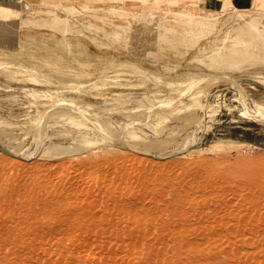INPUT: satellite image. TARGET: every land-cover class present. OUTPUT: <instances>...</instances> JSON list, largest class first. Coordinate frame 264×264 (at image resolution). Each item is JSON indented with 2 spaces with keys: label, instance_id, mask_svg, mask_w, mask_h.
I'll list each match as a JSON object with an SVG mask.
<instances>
[{
  "label": "rangeland",
  "instance_id": "1",
  "mask_svg": "<svg viewBox=\"0 0 264 264\" xmlns=\"http://www.w3.org/2000/svg\"><path fill=\"white\" fill-rule=\"evenodd\" d=\"M2 1L0 147L23 157L0 151V264H264V58L206 62L210 34L150 42L145 20L248 17Z\"/></svg>",
  "mask_w": 264,
  "mask_h": 264
},
{
  "label": "bare ground",
  "instance_id": "2",
  "mask_svg": "<svg viewBox=\"0 0 264 264\" xmlns=\"http://www.w3.org/2000/svg\"><path fill=\"white\" fill-rule=\"evenodd\" d=\"M170 1L174 2V0ZM65 9L67 10V8ZM229 9H233L234 11H236L238 19H243L245 16H247V23H245L244 25L237 24L235 27H226V32H223V25H219L217 23L218 17L196 18L194 15L186 11H166L165 14L170 16L176 15L175 12L180 13L182 19H176L174 22V26L169 24L165 25L164 20H162L161 26L160 22H149L146 18V28L150 27L155 33V35L150 37V42L159 38V40L162 41L161 43L173 45L174 47L175 45H177L187 48L194 45L196 41L199 42L201 39L206 38L210 34L208 45L205 47L201 46V49L214 48L215 44H218L220 49L219 52L215 51L216 56L214 58H203L206 62L210 60L211 62L215 63L220 59V56L223 55L225 56L223 57L222 61H220L222 65H224L228 60L237 62L244 59H254L253 54H259L261 58H264V12H262V15H249L247 13L249 9L236 10L232 7H229L224 8L223 10L226 11ZM74 12L76 13V11ZM183 22L186 24V27H183ZM161 28L162 31L171 30L175 32L180 38L172 39L170 36H167L165 34H162V36L159 35L158 32ZM189 30L191 32L190 34L192 35L191 37H189ZM147 37L148 35L146 36V38ZM10 153L15 156L23 157L21 154L15 153L13 151H10ZM68 168L69 167L66 166V169ZM250 186L248 187L247 185L249 189H251Z\"/></svg>",
  "mask_w": 264,
  "mask_h": 264
},
{
  "label": "crops",
  "instance_id": "3",
  "mask_svg": "<svg viewBox=\"0 0 264 264\" xmlns=\"http://www.w3.org/2000/svg\"><path fill=\"white\" fill-rule=\"evenodd\" d=\"M22 1V0H21ZM198 5L210 12L232 7L236 10H248L264 4V0H197ZM0 2H4L0 0Z\"/></svg>",
  "mask_w": 264,
  "mask_h": 264
},
{
  "label": "water",
  "instance_id": "4",
  "mask_svg": "<svg viewBox=\"0 0 264 264\" xmlns=\"http://www.w3.org/2000/svg\"><path fill=\"white\" fill-rule=\"evenodd\" d=\"M0 151L3 152V153H5V154H8V155H10V156L18 157V156L13 155L12 153H9L8 151H6L5 149H3V148H1V147H0Z\"/></svg>",
  "mask_w": 264,
  "mask_h": 264
}]
</instances>
